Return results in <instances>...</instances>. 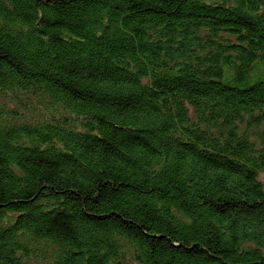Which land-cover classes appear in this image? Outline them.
I'll use <instances>...</instances> for the list:
<instances>
[{
    "label": "trees",
    "instance_id": "obj_1",
    "mask_svg": "<svg viewBox=\"0 0 264 264\" xmlns=\"http://www.w3.org/2000/svg\"><path fill=\"white\" fill-rule=\"evenodd\" d=\"M0 264H264V0H0Z\"/></svg>",
    "mask_w": 264,
    "mask_h": 264
}]
</instances>
